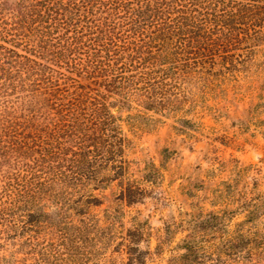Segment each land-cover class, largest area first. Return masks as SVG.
<instances>
[{"label": "trees", "instance_id": "trees-1", "mask_svg": "<svg viewBox=\"0 0 264 264\" xmlns=\"http://www.w3.org/2000/svg\"><path fill=\"white\" fill-rule=\"evenodd\" d=\"M7 1L0 9L21 29L11 42L23 49L0 44V223L18 216L21 227L63 224L98 167L110 164L117 177L127 172L124 138L105 97L65 72L99 81L123 104L136 95L158 109L180 81L259 39L264 23V0ZM143 194L127 183L121 199L131 204ZM197 236L182 241L186 252L176 264H214ZM245 239L244 264H264V235Z\"/></svg>", "mask_w": 264, "mask_h": 264}, {"label": "rangeland", "instance_id": "rangeland-1", "mask_svg": "<svg viewBox=\"0 0 264 264\" xmlns=\"http://www.w3.org/2000/svg\"><path fill=\"white\" fill-rule=\"evenodd\" d=\"M260 29L259 39L180 81L158 109L136 95L123 104L99 81L64 71L83 91L105 97L124 138L127 172L98 167L59 226L4 218L0 264H176L193 231L214 264H244L245 237L264 235V23ZM20 30L0 9V44L22 52L11 42ZM135 182L144 194L128 204L121 191ZM196 224L203 229L192 230Z\"/></svg>", "mask_w": 264, "mask_h": 264}]
</instances>
